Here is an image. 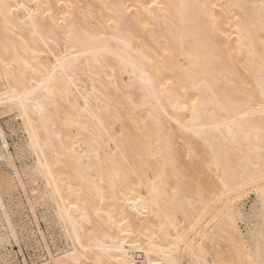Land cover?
I'll return each mask as SVG.
<instances>
[{
  "label": "bare ground",
  "instance_id": "obj_1",
  "mask_svg": "<svg viewBox=\"0 0 264 264\" xmlns=\"http://www.w3.org/2000/svg\"><path fill=\"white\" fill-rule=\"evenodd\" d=\"M259 52L264 0H0V107L18 112L34 151L22 173L45 180L73 238L54 264H138V251L145 264H178L181 247L196 264H244L250 254L264 264ZM118 73L143 85L141 113L110 107ZM196 154L188 168L183 159ZM15 158L0 127V221L12 235L5 199L23 187ZM183 177L202 181L196 194L179 189ZM251 191L246 211L235 201ZM211 238L226 249L209 259ZM8 242L0 234V261Z\"/></svg>",
  "mask_w": 264,
  "mask_h": 264
},
{
  "label": "rangeland",
  "instance_id": "obj_2",
  "mask_svg": "<svg viewBox=\"0 0 264 264\" xmlns=\"http://www.w3.org/2000/svg\"><path fill=\"white\" fill-rule=\"evenodd\" d=\"M93 20L95 19L93 18ZM93 20L91 19V21ZM108 26H114L113 22H109ZM132 28L134 29L133 25H130L128 27V29L130 30H132ZM159 33H161V31ZM144 34L146 35V33ZM144 34H142V36L146 37ZM7 43V46L11 47L10 42ZM147 43L146 44L148 46L156 44L155 41L152 39ZM55 46L58 47V45H54V47ZM258 56V63L262 66L264 57L261 52H259ZM47 60L50 61V59ZM195 62V60L189 59L187 66L191 72L197 73L198 68L197 66H195ZM116 80L120 85L118 93L119 99L117 98L116 100L110 102V107L113 110L117 108V110H120L122 114L126 111L132 110H138V113H141L143 111L142 109H144L143 107L146 105L147 95L140 81H138L137 79H129L126 74L119 75V73L116 74ZM139 109H141V112H139ZM17 113L18 112L16 110H13L9 105L5 108L0 107V127L2 128L5 134V138L9 144V151L14 156L16 155V152L20 154L21 159L15 158V162L17 167L19 168L23 183V187H21L19 191L15 194L17 197H15L14 195V197L5 199L6 208L9 214L12 213L11 216L14 222L16 223V226L15 235H12L9 229L7 228L6 222L0 221V234L2 236L7 237L9 241L8 243H5V248L8 249V253L5 257V260L0 261V264H54L55 259L61 257L65 251L71 250L73 238L72 234L68 230L66 231V228L58 220L57 215L54 212L55 203L51 201L48 197L46 198V196L44 195L45 180L41 176H38L36 173L32 175V179L30 180L28 175L25 176V174L22 173V169L24 170V168L21 166L22 164L31 165V163H33L34 151L29 148L26 129L22 123L20 116ZM66 127L64 126L63 130L69 128ZM70 127H72L70 128V131H72L73 133L75 129L71 125ZM173 135H175V139L176 136L179 135V132L171 133L172 138ZM78 138L80 137L78 136ZM192 139L190 144L191 147H194L197 153L201 156V154H203L202 151H204L200 149L202 147L203 141L195 138ZM77 149L85 150L86 146L82 145L81 143L77 146ZM181 149L183 150V147H181ZM197 149L199 150V152ZM183 152L181 151L179 153ZM200 156L196 154L195 156L193 155V157H187L189 161L187 160V158H185L186 160H183L187 161L185 163H190L188 165L186 164L189 168L191 165L193 166L197 162H199L198 158ZM83 160L85 163H87L88 157H84ZM201 173H203L200 174L201 176L205 175L204 171H201ZM187 178L188 177L182 178L183 181L181 180L182 184L180 185L179 189L185 192L190 191L191 194L194 195L197 193L196 190L198 188H201L200 183L202 181L199 183L198 180H196L194 183H188ZM204 187L207 188L206 185ZM249 193L250 194H248V196H250L248 197V199H246V201H244V205L239 203L240 200L235 201L239 207L243 206V209L246 211H248L250 203H252L255 199V192L251 191ZM204 198L212 205L220 204V200L216 199L215 192H212L210 190L205 193ZM218 215L220 216L215 215L212 217V219L209 218V221H211L210 225H213V222L215 223V221H218L221 218V213H219ZM207 216H205L206 219L208 218ZM237 224L239 232L245 234L246 223H243L238 220ZM210 225L208 223V227ZM221 239L217 238L216 240L215 238H211L205 240V247L208 252L202 253L201 255L207 254L208 258L210 259L218 255L220 251L223 250L224 252V249H226L224 247L226 245L224 239L223 241ZM0 251L4 253L5 249H0ZM227 253L230 252L227 251ZM230 254H227L228 257H232V253ZM177 255L178 264H196L193 262L194 258H190L189 250L187 249L182 250L181 247V251L178 252ZM201 255L199 254V256ZM250 257L251 258H247L248 260L250 259L248 262L245 258L246 260H244V262H247L246 264H258L257 259L254 258L253 255L250 254ZM136 260L138 264H145L143 254L140 251L136 252Z\"/></svg>",
  "mask_w": 264,
  "mask_h": 264
}]
</instances>
